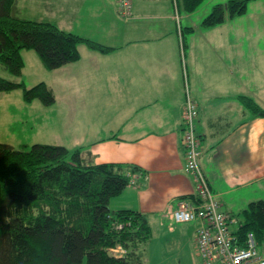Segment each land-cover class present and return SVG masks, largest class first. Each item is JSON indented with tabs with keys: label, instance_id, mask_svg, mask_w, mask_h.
Wrapping results in <instances>:
<instances>
[{
	"label": "crops",
	"instance_id": "crops-1",
	"mask_svg": "<svg viewBox=\"0 0 264 264\" xmlns=\"http://www.w3.org/2000/svg\"><path fill=\"white\" fill-rule=\"evenodd\" d=\"M223 1L207 0L211 6ZM25 2L29 7L20 12L17 3L18 16L33 12L32 19L113 50L102 54L80 45L77 62L47 71L45 84L55 102L50 108L24 103L28 113L19 118L22 124L25 120L20 129L38 128L36 142L83 146L91 163L136 166L141 171L135 174L136 187L111 198L109 209L135 210L146 218L160 262L172 254L178 264L188 261L182 254L201 262L194 255L198 223L178 224L168 214L194 194L181 142L184 95L187 91L198 109L201 168L219 209L234 219L229 226L234 233L247 205L264 200V118L251 116L237 101L245 95L264 109V67L255 65L257 57L264 62V46L249 50L250 70L243 57L245 35L257 30L243 27L240 17L202 29L205 7V15L181 14V24L193 31L179 37L171 0H132L128 21L117 16L114 0ZM253 4L264 6L252 1L248 7ZM258 75L261 84L254 81ZM16 104L21 106L19 100ZM51 126L59 131L51 134Z\"/></svg>",
	"mask_w": 264,
	"mask_h": 264
},
{
	"label": "trees",
	"instance_id": "trees-1",
	"mask_svg": "<svg viewBox=\"0 0 264 264\" xmlns=\"http://www.w3.org/2000/svg\"><path fill=\"white\" fill-rule=\"evenodd\" d=\"M114 1L117 16L123 21L130 20L132 0H126L127 6L123 0ZM204 1L171 0L179 37L193 31V27L181 24V14L197 12ZM252 1L264 3V0L214 3L200 21V28L220 26L245 15ZM16 2L0 0V65L15 78L21 76L24 67L22 51H33L43 68L53 71L77 62L80 45L102 54L113 50L64 31L49 21L20 18ZM16 90L21 92L24 103L37 102L43 108H50L55 102L52 90L44 82L27 88L22 81L0 76V93ZM237 101L251 116L264 118V109L252 98L239 95ZM197 118L198 109L193 124L199 151L195 162L218 211L227 217V231L238 245H244L248 233L253 234L257 248L264 251V200L250 202L241 213L237 230L230 232L234 219L219 209L220 203L214 199L200 165L203 151L195 129ZM186 130L187 124L181 121V142ZM182 146L184 171L194 183L190 202L197 205L203 188L185 170L193 160L187 156L183 142ZM84 149L36 141L18 147L0 142V264H82L83 261L85 264H143L140 245L152 235L146 218L135 210L111 211L108 206L111 198L133 185L128 174L139 175L141 171L129 164L91 163L83 155ZM205 220L206 217L200 221L205 224ZM116 246L125 251L123 255L115 257L109 253Z\"/></svg>",
	"mask_w": 264,
	"mask_h": 264
},
{
	"label": "rangeland",
	"instance_id": "rangeland-1",
	"mask_svg": "<svg viewBox=\"0 0 264 264\" xmlns=\"http://www.w3.org/2000/svg\"><path fill=\"white\" fill-rule=\"evenodd\" d=\"M16 3H18V8L20 7L19 12L21 10L25 11V8L29 7V5L25 2V0H18ZM206 3H207V0H205L204 3L199 6L198 13L202 12L205 15L206 10H209V11L211 10V5L207 6ZM205 7H207L206 10H205ZM250 7H248V10L245 13V15L239 18L243 27H247L250 25V28L253 27L254 29L257 30V32L256 31L254 32L255 33L254 35H251V34L245 35V38L243 40V43H245L244 46L247 47L248 49L246 53H243V57L245 60V64L249 70L251 69V65L249 63L251 53L249 52V50L253 51L259 47L264 46V6L263 8H261L259 5L253 4V5H250ZM32 16H33V12H30V11L23 12L22 16L19 15L20 18L24 17V19L35 20V19H32ZM173 17H175V14ZM40 21H43V20H40ZM44 21H47V20H44ZM253 42L256 43L255 47L252 46ZM21 56L25 63V68L23 67L24 69H22V73L19 78H15L11 76L10 74H8L6 70L5 71L3 70L1 65H0V76L6 79L12 80V81H22L27 88L39 82L45 83V81L49 80V76H47L48 75L47 70L43 68L41 62L39 61L38 57L33 51H22ZM255 65L258 66L259 69H262L264 67V62L262 59H259L257 57L255 58ZM254 81L256 84H261L262 76L258 75L257 77H255ZM18 100L21 106H18L16 104ZM25 104H28V103H25ZM25 104L23 101H21V92L18 90L7 92V93L6 92L0 93V142L6 143V144L10 143L11 146L18 147L20 144H23L26 142L31 143V141L33 140L40 139L39 138L40 133H39L38 128H35L36 132H31L30 130L26 132L25 130L20 129L22 126L25 125L24 123L25 120H23V124H22L19 118L24 117L25 114L28 113V110ZM48 121H50L51 124L55 123L56 116L53 115L49 117ZM47 130L51 134H56L59 131V128L51 126ZM12 134H14V136ZM131 180L133 183L132 186L136 187L135 174L131 175ZM172 212L170 213L168 212V214L172 216ZM191 222H197L199 224L196 227V231H195V238H196V232L198 231L202 222L200 220H193ZM116 247H120V246H116ZM158 248L159 247L155 243H151V239L148 240L146 243L140 245V250L142 251L143 264H178L176 261V256H175V260H173L174 254L170 255V257L169 255H166L168 262L166 261L160 262V260L158 259L159 258ZM194 255L198 257L201 262H199L198 260H194V258H191V256L187 257L186 254H182L184 259L188 260V261H183L182 264H204V261L200 253H198V251L196 250L195 245H194ZM233 256H234V253L232 254V257ZM160 258L162 259L161 256ZM82 264H85V261H83Z\"/></svg>",
	"mask_w": 264,
	"mask_h": 264
},
{
	"label": "built area",
	"instance_id": "built-area-1",
	"mask_svg": "<svg viewBox=\"0 0 264 264\" xmlns=\"http://www.w3.org/2000/svg\"><path fill=\"white\" fill-rule=\"evenodd\" d=\"M123 2L127 6L126 0ZM196 115V103L186 91L182 121L187 124V130L182 142L187 156L189 155L193 162H188L185 170L191 172L194 179L200 181L199 188L203 190L199 191L201 199L197 205L187 200H180V204L178 202L177 208L172 212V218L175 222H189L206 217L205 224L202 222L196 232V250L200 253L204 264H264V256L259 254L253 234L248 233L244 245H238L227 231L225 220L227 217L218 211L212 195L207 191V185L195 162L199 152L196 149L197 139L193 127ZM108 251L115 257L125 252L121 247L110 248Z\"/></svg>",
	"mask_w": 264,
	"mask_h": 264
},
{
	"label": "bare ground",
	"instance_id": "bare-ground-1",
	"mask_svg": "<svg viewBox=\"0 0 264 264\" xmlns=\"http://www.w3.org/2000/svg\"><path fill=\"white\" fill-rule=\"evenodd\" d=\"M120 227H121V226H120ZM120 227H119V228H120Z\"/></svg>",
	"mask_w": 264,
	"mask_h": 264
}]
</instances>
